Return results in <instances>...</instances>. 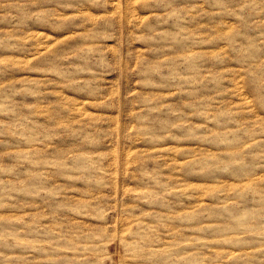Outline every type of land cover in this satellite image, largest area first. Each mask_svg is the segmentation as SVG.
<instances>
[{"label":"rangeland","instance_id":"obj_1","mask_svg":"<svg viewBox=\"0 0 264 264\" xmlns=\"http://www.w3.org/2000/svg\"><path fill=\"white\" fill-rule=\"evenodd\" d=\"M0 264H264V0H0Z\"/></svg>","mask_w":264,"mask_h":264}]
</instances>
